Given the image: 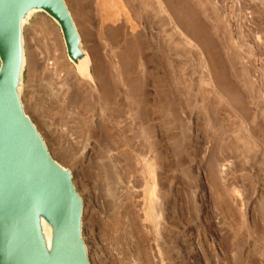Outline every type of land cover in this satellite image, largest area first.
Returning <instances> with one entry per match:
<instances>
[{"label":"rangeland","instance_id":"374dc122","mask_svg":"<svg viewBox=\"0 0 264 264\" xmlns=\"http://www.w3.org/2000/svg\"><path fill=\"white\" fill-rule=\"evenodd\" d=\"M84 1L114 91L35 13L21 100L72 173L91 264H264V0H187L202 34L174 0H121L133 30Z\"/></svg>","mask_w":264,"mask_h":264},{"label":"water","instance_id":"95a60500","mask_svg":"<svg viewBox=\"0 0 264 264\" xmlns=\"http://www.w3.org/2000/svg\"><path fill=\"white\" fill-rule=\"evenodd\" d=\"M35 13L56 24L74 68L87 58L65 0H0V264H91L72 173L21 100L23 30Z\"/></svg>","mask_w":264,"mask_h":264},{"label":"bare ground","instance_id":"6f19581e","mask_svg":"<svg viewBox=\"0 0 264 264\" xmlns=\"http://www.w3.org/2000/svg\"><path fill=\"white\" fill-rule=\"evenodd\" d=\"M95 1H96L97 6L99 5V7L101 8V11L103 12V20L104 21L115 22L119 17H121V20L123 21L124 26L125 25L129 26V28L131 30L134 29L135 24L133 22L134 18L132 17L133 13L131 14V10H130V12L124 10V5L122 4L121 0H95ZM174 1L177 5H181L182 9H184L186 12H189V19L191 20V22H194L196 12L192 10L193 8L192 9L189 8V5L191 7V3L188 4L187 0H174ZM68 3L71 7V10L68 7V4L66 2L67 7L71 13L72 19L75 23V26L77 28L79 35H80V38H84L86 41H89V47H88L89 53H87V50L85 51L87 58L85 61H83L79 65V67L75 68L76 73L79 74V76L83 77L84 79L85 78H91L92 79L94 75L92 74L91 66L93 64V73L94 74H96V73L101 74L102 78L105 80L107 90L109 91V93H111L112 91H114L115 86H114V82L112 80L111 73L108 71V64L106 62V59L104 57V53L102 51L103 48L101 45L95 43L96 42L95 35L97 33V31H96L97 26H95L93 20H91L92 12L86 6V2L84 0H68ZM160 11H161V9H160ZM194 25H195V28L201 34L204 33V29L202 27L200 28L199 24L194 22L193 27H194ZM101 30L109 42H114L116 40V38L118 37V27L117 28L113 27V26L103 27ZM44 33L46 35L50 36L51 38H53L54 42H56L55 36L52 34V31L49 28L45 27ZM51 46H53V44ZM54 48H56V45ZM111 50L113 51V49H111ZM24 52H25V50H24ZM52 53L55 54L54 51ZM89 54H91L92 56ZM119 54H120V59L124 65H127V64L129 65L131 63V60L128 59L127 57H125L124 53L120 52ZM56 61H57V59L54 57V59H52L51 62H48L46 64V67L49 65V67H52V69H54V70L57 69V62ZM24 64H25V55H24ZM133 64L134 63H132L131 66H133ZM28 65H29L30 70L34 67V61L32 60V57H30ZM49 70H51V69H49Z\"/></svg>","mask_w":264,"mask_h":264}]
</instances>
